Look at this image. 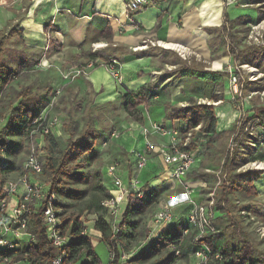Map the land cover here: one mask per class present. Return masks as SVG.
Masks as SVG:
<instances>
[{
	"label": "crops",
	"instance_id": "obj_1",
	"mask_svg": "<svg viewBox=\"0 0 264 264\" xmlns=\"http://www.w3.org/2000/svg\"><path fill=\"white\" fill-rule=\"evenodd\" d=\"M127 1L4 0V3L0 6V30L6 31L12 26H17V30L6 43L3 58L5 59L6 56L15 61V64L11 65L7 59L5 60L10 67H15L17 60L20 59L23 62L20 71L30 68V65H26L30 58L32 64L36 61L34 63L35 70L43 72V74L41 73L43 76H47V73L50 72V87L52 90L59 84L63 86L59 97L66 90L77 93L78 87H80L81 91L79 92H82L83 95H86V89L91 92L93 104L97 106L113 102L116 99L120 101V97L126 91L137 90L146 83L152 82L155 85L149 104L138 106V110L143 115V122L122 118L121 127L123 129L119 138L110 139L109 135L101 142L98 151L103 153V158H105L102 169V182L108 189L111 187V176L107 173V169L111 163L115 162L116 166L118 165L121 177L123 180H127L136 172V156L132 152L144 153L146 141L156 142L155 140L158 138L159 142L163 141L160 135L153 132V123H163L166 126L178 128L185 127V123L179 120L167 119L168 106H174L168 104L167 101L177 100L179 104L186 106L185 103L191 98L182 95L176 96L181 92L182 84L172 90L171 99L169 95L166 97L161 95L160 91L165 86L156 81L158 71L151 64L152 55L159 50L156 46L158 41L183 47V52L188 57L196 56L207 62L210 66L206 70L223 72V68L229 62L235 60V56L232 57V54L225 53L226 49H230V46L234 47V44L230 43L229 40H236L235 49L237 53H239V50L244 51L247 47L245 33L248 27L264 17V0H237L239 3L248 4L246 6L232 2L228 3L226 0H148L146 5L132 13L126 11ZM226 39L228 43L225 44ZM12 42L16 43V46H13ZM162 47L165 52L176 50ZM253 47L257 48H255L256 51L250 50L248 52H256L259 55L258 59H253V63L256 62V66L262 73V77L258 82L264 83V40ZM93 53L103 55L104 58L95 57L92 59ZM245 53L241 52L244 56ZM110 58H115L120 63L122 72L120 86L111 77L108 70L99 64H95L96 66L88 69V74L79 76L74 80L75 82H69L62 78L61 73L73 69L75 67L74 62L82 60L83 65L90 61L105 63ZM243 62L252 61L245 57ZM40 63H43L44 66ZM49 67L56 68V70L53 68L48 69ZM181 79L196 81L192 77H181ZM25 87H30L33 92L39 94V92L32 89L31 83L25 82L20 89ZM47 92L48 90L45 95L39 94L46 100V105L42 110L48 106L47 103L51 93L48 95ZM19 100L13 104V107L17 105ZM55 102L57 103V99ZM261 106H264V104ZM53 107L47 108L48 116ZM254 107L259 106L250 103L245 107L247 120L239 128L236 124L237 115L235 111L230 110L229 106L226 110L221 108L230 120L227 125L224 121L221 122L223 127H220L221 132L228 127L230 129L227 131L230 133L232 131L231 135L235 134L238 138H236L235 151L231 156H228L230 160L227 170L232 175L239 174L240 172H237V170L251 162L264 161V140L262 141L255 136L262 133L261 129L255 124L254 131L256 133L253 131L255 133L252 135L253 137H249L251 134L246 131L247 124H249L247 121L254 123L258 119L254 113L248 112L249 109ZM6 117L0 122V130L6 123ZM258 125L263 127L260 121ZM9 141L11 142V140ZM149 156L151 160L139 173L145 192L140 204L150 201V197L156 194L155 200L157 198L159 200L161 197L165 199V202L159 203V207L168 203L176 205L175 210L185 213L190 207L187 202L189 193L186 191V187L194 189L191 194L192 198L203 200L207 199V194L213 190L218 180L216 175V179L213 178L212 183H210L211 180L207 173L212 172V169L210 167L203 168L202 163L200 168L183 180L171 178L160 157L154 152H149ZM223 161L224 159L221 161V169ZM252 170H255L254 174L257 176L250 183L252 190H249V183L247 184L243 178L233 179V189L235 186L248 187V196L251 201H255L262 208L260 214L263 217L264 169L260 172L257 169ZM12 173L14 174V172H8L7 174L12 175ZM236 180L239 181L237 185H235ZM216 211H219L217 207ZM159 231L163 233L167 230ZM84 234L91 241L94 250L100 243L105 245L109 255L106 264H109V248L102 242L101 233L94 228V222H92L91 231L85 232L84 230ZM92 237L94 240H92ZM189 240L188 237L187 243H189ZM167 243L162 236H159L151 247L157 253L156 246L162 247ZM155 253L149 258H154ZM144 263L145 261H132L130 264Z\"/></svg>",
	"mask_w": 264,
	"mask_h": 264
},
{
	"label": "built area",
	"instance_id": "obj_2",
	"mask_svg": "<svg viewBox=\"0 0 264 264\" xmlns=\"http://www.w3.org/2000/svg\"><path fill=\"white\" fill-rule=\"evenodd\" d=\"M228 3H238L246 6V3H239L237 0H226ZM148 0H128L126 11L132 13L142 6L146 5ZM4 0H0V6ZM251 27L249 39L259 41L264 40V18L254 23ZM260 42V41H259ZM162 46V42L158 41ZM181 52L180 50H177ZM228 54L230 50L227 49ZM184 53V52H181ZM184 56V55H183ZM40 65L44 66L43 63ZM94 62L90 61L84 66L76 67L71 70L63 71L62 78L66 81H74L79 76H86L88 69L94 67ZM93 66V67H92ZM106 68L111 77L120 86L122 83V72L120 63L115 58H110L106 62ZM247 69V70H246ZM246 70V71H245ZM227 73L226 90L229 94V102L235 109L237 128L247 120V114L244 108V102L251 99L253 95L259 93L264 95V88L260 91L251 90L245 99L243 88L245 83H256L262 77V73L257 66H250L249 63L229 62L223 70ZM247 75V76H246ZM63 89L58 85L54 89V96L49 99L48 106L30 123L29 136L33 140L29 147L22 173L13 179H2L0 174V264H29L28 253L23 252L26 245L35 244V237L29 232V222L35 209L40 208V219L44 227L45 236L51 246L56 250V255L52 258L51 264H66L65 246L69 244L70 236L64 231V220L60 216V208L57 207L58 197L54 192L49 190L48 183L41 179L43 176L42 159L40 155L45 156L44 138L48 135L59 137L63 133V121L58 116H48L47 108L51 107ZM216 94L221 95L220 91ZM204 104L215 107V116L217 119L216 126L222 127L221 122L225 125L229 123L227 115L219 109L223 105V99H207ZM223 123V125H224ZM261 129L260 134L255 135L258 139L264 140V127H260L259 120L254 121L253 126L246 131L253 135L254 126ZM153 132L160 135L163 141L151 142L146 141L145 152H132L136 156L135 173L127 180H123L120 170L116 164H110L107 173L111 176V187L108 189L110 197L101 202L106 210L108 223L112 233H119V224L121 225L123 206L133 203L135 200L143 199L145 192L139 173L145 168L151 160L149 152H154L160 157L164 167L169 172L171 178L183 180L189 174L200 168L202 157L206 149L207 133L203 136L200 125L191 130H184L174 126H166L163 123H153ZM237 130V129H236ZM148 132V131H145ZM194 132V133H193ZM119 132H112L111 138H118ZM236 135H231L229 146L233 150L236 146ZM105 144V142H104ZM5 148H0V168L7 165L5 158ZM44 158V157H43ZM255 163H258L255 164ZM253 169L263 170L264 161L251 162ZM249 164V165H250ZM248 165V164H247ZM242 166L238 169L244 170ZM219 173V172H218ZM217 173V174H218ZM218 176V175H217ZM226 176V174H224ZM222 179L218 176L215 187L207 194V199L198 200L192 198L193 188L186 187L189 193V209L187 212L175 210L176 205L168 203L158 207L154 213L153 228L149 236H154L158 230L177 229L178 235L169 241L167 249L176 257L182 253V245L190 238V243L196 246L192 254L198 259V264H210L212 261H220L223 256L219 252L211 251L206 245L200 243V240L206 235L217 231L216 219V195L215 190L220 185ZM264 231V229H262ZM21 255L20 257H18ZM136 255V254H135ZM134 255V256H135ZM133 254H121V264H128ZM113 254L110 253V259ZM16 258H19L16 261Z\"/></svg>",
	"mask_w": 264,
	"mask_h": 264
},
{
	"label": "trees",
	"instance_id": "obj_3",
	"mask_svg": "<svg viewBox=\"0 0 264 264\" xmlns=\"http://www.w3.org/2000/svg\"><path fill=\"white\" fill-rule=\"evenodd\" d=\"M264 18V17H262ZM226 21V20H225ZM17 30V26H12L8 30H0V118L2 114L6 112V123L0 130V148H5L6 158L11 157L19 147L18 140L16 139L19 136H29L30 123L37 117L41 110L46 105V100L40 96L38 93L33 92L30 87L22 88L20 91L14 93L10 90H6L13 79V77L20 72L23 62L20 59L17 60V65L15 67H10L3 58L4 49L6 43H8L10 37ZM234 44L230 46V52L232 57L235 56V61L241 63L239 54L236 52V40H230ZM256 47H250L248 50L241 52H247L254 50ZM240 53V52H239ZM92 59L95 57H103L98 53L92 54ZM259 58V55L254 57L256 60ZM23 59V57H22ZM256 63V62H255ZM253 63V64H255ZM32 59L28 60L26 65H31ZM256 65V64H255ZM96 66V65H95ZM177 75L180 77H192L195 79H202L206 82L218 86L222 84L223 87L227 81V73L224 71H210L206 70L201 65H192L188 62H182V66L179 70L176 71ZM248 82L247 84H249ZM257 83H250V86ZM261 85V84H259ZM262 89L264 84L261 85ZM155 85L152 82L146 83L141 88L133 91H126L120 97V104L124 110L132 117L133 120L137 122H143V115L138 110L139 105L147 106L149 100L153 95ZM6 90L7 101L3 103L2 95ZM49 91V90H48ZM220 91V90H217ZM216 91V92H217ZM216 92L211 96V99L222 98L221 95L216 94ZM221 92V91H220ZM222 94V93H221ZM19 102L15 107L13 104L18 100ZM223 99V98H222ZM49 103V102H48ZM47 103V105H48ZM167 108V106H166ZM168 111L166 112L167 119H176L185 123L184 130H191L197 125H200V129L203 132L215 133L217 119L215 116V107L213 105H207L204 103L197 102V100L191 98L186 106H168ZM252 112L259 119L261 125L264 127V106L254 107L248 110ZM67 122L63 126V130L68 134V140L64 148H59L58 142L55 137L48 135L44 138V148L46 150V155L42 162L43 176L42 179L44 182L48 183L49 190L54 192L58 197L57 207L60 208V216L64 220V231L71 224V230L69 232L70 241L67 246H65V260L66 264L76 263L79 258L82 256L86 258V262L83 264H101L99 257L97 256L91 241L84 234V226L80 220L84 212L95 214L96 219L94 221V228L101 233L102 242H104L108 248L109 252L113 254V257L110 259L109 264H121V254L122 251L118 246V240L116 235L112 233L110 225L106 220V210L102 206L101 202L110 197L108 188L102 182V176L99 172L94 171L86 176V183L89 184L90 188L94 191L93 197L86 201V206H84L79 212L70 218H65V212L62 209V203L60 201L59 195L62 194L66 197L72 198L74 200L81 199L87 190H74L68 187L69 179H76L83 181L84 175L81 174L80 170L83 168L84 164L81 158L87 154H95V140L96 132L93 125V120L91 115L86 116V122L82 130L75 134L76 121L71 113H67ZM30 137V136H29ZM11 140V142L9 141ZM8 142H10L8 144ZM9 145V146H8ZM229 157L226 155L223 161L222 169L224 172L228 169L229 166ZM15 171L14 161L7 158V165L0 168L2 175L7 174L8 172ZM255 170H247L236 175H228L221 181L217 189V200L216 207L218 210L225 212L227 217H232L230 210L231 199L229 193L233 190V179L234 178H243L247 184L249 183V190H252L251 181L257 176L254 174ZM258 172L262 170H257ZM4 178V177H3ZM157 197L156 194L150 197V202L155 200ZM136 206L134 204L128 203L124 211L122 212L121 226L123 224H129V226L134 225L129 220V216L134 213ZM41 209H35L31 215L29 222V232L35 237V244L26 245L23 249V252L28 253L29 264H51L52 258L56 255V250L48 242L44 227L40 219ZM230 227L236 229L242 237L240 245L234 246L229 249L224 245L222 241L223 231L227 229V226L221 231L217 229L215 233L206 235L200 240V243L206 245L211 251L219 252L223 256V259L217 262L216 264H264V252L256 248L250 240L247 238L246 232L240 229L239 223L229 222ZM162 238L165 242L171 241L173 238L178 235L177 229L167 230L162 233ZM190 243V242H189ZM186 241L182 245V253H184L186 244H189ZM192 245L190 251L193 252L196 249V246ZM166 246V244L164 245ZM163 246V247H164ZM167 248V247H166ZM168 250V249H167ZM169 251V250H168ZM154 248L150 247L145 251L137 253L129 262L132 261H146L154 255ZM169 255L165 259L170 260L177 258L170 251ZM180 255V256H181ZM19 255L18 257H20ZM19 258H16V261ZM165 260H161L160 264H165Z\"/></svg>",
	"mask_w": 264,
	"mask_h": 264
},
{
	"label": "rangeland",
	"instance_id": "obj_4",
	"mask_svg": "<svg viewBox=\"0 0 264 264\" xmlns=\"http://www.w3.org/2000/svg\"><path fill=\"white\" fill-rule=\"evenodd\" d=\"M249 34H251V27H248L247 32L245 33V41H246L245 44L247 46L245 50H248V48H250L251 46L253 47L254 45H258L263 41L262 40L263 38L259 40L260 42L249 39L248 38ZM226 43H228L227 39L225 40V44ZM11 44L13 46L14 45L16 46V43L14 42H12ZM156 46L159 50L156 53L154 52V54L152 55L151 64L156 69V71H158V74L156 75V79H157L156 81H159L161 85L165 86L162 87L160 91L161 95H163L164 97L169 95L171 99L172 90L178 87L180 84H182V87L180 89L181 92L179 93V95L176 96L182 95L185 96L186 98L189 97L194 98L195 100H197V102L203 103V101L210 99L211 96L217 90H220L222 93L221 97L223 98V105H220L218 108L219 109L222 108L226 110L228 109L229 106L230 110L233 109V104L229 102V94L225 88V85L224 87L222 84H219L218 86H214L213 84L206 82L205 80L202 79H195L196 81L191 79L185 80V79H181V77L177 75L176 71L180 69V67L182 66V62L184 61L192 65L194 64L201 65L205 69L209 68L210 66L207 62L202 61V59L196 56L188 57L185 53L178 52L177 50H168L167 52H165V49L162 46L160 45H156ZM239 52L240 53L238 54L241 63L243 62V59H245V57H248L249 61L252 62H245V63H249L250 66H256L255 64H253V58L254 57L256 58L257 56L256 52L252 53L245 51L246 52L245 56L241 54L240 50ZM225 53L228 54L227 49ZM6 59L8 60L9 64L11 65L15 64V61L13 59L5 56L4 60ZM34 63H36V61ZM34 63L30 65V68L26 69L25 71H20L19 73H17L15 77H13L10 86L6 90H10L11 92L14 93L13 95L15 96V92L21 90L20 87L25 82H29L31 83L32 89L36 90L41 95H45V92L49 90L47 94L49 95L51 93L49 97L50 99L52 96H54L53 95L54 90H52L50 87V78H51L49 75L50 72L49 73L45 72L47 73V76H43L42 75L43 72L34 69ZM74 64H75L74 68L84 66L82 60L74 62ZM94 64L97 65L99 64L100 66H103L105 69H107L106 62L105 63L99 62ZM50 68L53 67H49L48 69ZM53 69L56 70V68ZM224 69L225 68H223V70ZM256 83L257 84H253L252 86H250V83L244 84L243 93L245 99L247 98L246 96L249 95L251 90L254 91L262 90L261 85L264 83L258 81ZM6 90L3 92V95L1 97L3 103L6 102L8 98L6 97L7 95ZM79 91H81L80 87H78L77 93H74L72 90L71 91L66 90L65 93L62 94L60 97H59L60 94L56 96L54 101H56L57 99V103L56 102H54L56 104L53 103L52 106L54 107L52 108L51 112H49L50 117L58 116L63 121L64 124L67 122V117H68L67 113L68 114L71 113L76 121L75 134H78L84 127L86 122V116L91 115L93 120L92 122L96 132V140H95L96 151H94L95 154H87L81 158L84 166L80 170V172L81 174L84 175L85 179L83 181L79 180L78 178L69 179L67 184L69 188L74 190H84V191L87 190V194L85 193V195L79 200H74L72 198L66 197L65 195L58 194L60 201L63 204L62 209L65 212L66 219L74 216L77 212H79L84 206H86V201L89 200L91 197H93L94 191L90 188L89 184L86 183V176H88L90 173L94 171L99 172L102 176V169L105 158H103L104 157L103 153H100L98 151V149L101 147V142L105 140V138L109 137V135L111 136L112 132H119V136H120V132L123 129L121 127L122 118L132 119V117L128 115V113L124 110V108L120 104L119 99H116L115 101L110 103L94 106L91 92L86 89V95H83L82 92ZM167 102L168 104L171 105L182 106V104H179L177 100L176 101L170 100ZM188 102L189 101H187L185 105H187ZM250 103L253 104L254 106L263 105L264 95L260 96L259 93H256L255 95H253L251 99L245 100L244 108L247 107V105ZM48 108L50 109L51 107ZM40 113L43 114L42 111ZM5 116H6V112L2 114V117L0 118V122L3 121L2 119H4ZM248 122L249 124H247V128L253 126L254 123L252 121H247V123ZM228 129L230 128L227 127L223 130V132H221L222 130H220V127L219 128L216 127L217 131H215V133L204 132L207 133L208 143L206 145V149L202 157V164H203V168L210 167L212 169V172L207 173V175L210 177L211 180L210 183H212L213 178L216 179V175H218L223 180V178L225 177L224 176L225 172L224 169H221V161L226 157V155L231 156V154L235 151L236 147H234L233 150H230L229 141L231 138L232 131L230 133L227 131ZM254 132L256 133V131ZM204 133L203 131H201L199 135L203 136ZM249 137H253V136L249 135ZM16 139L18 140L19 147L11 157L8 156L10 158L9 160L14 161L15 171H12L14 172V174L12 173V175L10 174L2 175L0 172V174L2 175L1 176L2 179L4 178L13 179L17 177L20 173H22L23 164L25 162L29 147L33 142V140L27 135L19 136ZM56 140L58 142L59 148L60 149L64 148L68 140V134L63 130L62 135L56 137ZM155 141L159 143V138ZM107 149H109V147H107ZM44 151H46L45 148ZM43 157L45 156L40 155L42 162L44 159ZM114 163L115 162L111 164ZM249 164L247 165V167H244V170L243 169L240 171L237 170V172L242 173L243 171L252 170L253 169L252 164L250 165ZM217 172L219 173L217 174ZM227 173L228 175L231 174L228 170ZM235 182H236L235 185H237L239 181L236 180ZM247 188L248 187L246 186L244 188L235 186V188L229 193V196L231 198L230 210L232 217L231 218L227 217V214H225V212L219 210L216 212L217 217L215 223L217 229L221 231L224 229V227L227 226V229L226 230L224 229L223 231L222 241L224 245H226L229 249L236 246V244L240 245V241H242L241 240L242 237L239 234H237L238 232L236 231V229L230 227L229 225V222H234V223L236 222L237 224L239 223L241 227L240 229L246 232L247 238L250 240V242L256 248L264 252V231L262 230L264 227V216L261 217L260 214L262 212V208H260L255 201L253 200L251 201L250 197L248 196ZM161 202H165V199L163 197H161V199L159 200L157 198V200H153L150 203L149 201H146L140 204L141 199L135 200L133 203H130L136 206L134 213L129 216V220L131 221V223H134V225L129 226V224L126 223L121 226L119 224V233L116 234V238L118 240V246L122 251V253L133 254L134 256L135 254L141 251H145L149 249L152 246V244L158 239L159 236H163L162 233H160L161 231L159 230L155 232L154 236H149L150 234L149 232L153 228L154 213L158 209L159 203ZM137 205L139 206L138 208ZM126 206L127 204L122 207L123 211L126 208ZM95 219H96L95 214H90L86 212L83 213L80 220L83 223L85 232L91 231L92 222H94ZM106 220L107 221L109 220L107 216H106ZM71 224L72 223H70V225L65 229L66 233L68 234L71 230ZM92 240H94L93 237ZM163 246L162 247L156 246L157 249L156 252L158 253V255L157 253H155L156 256L154 258L147 259V261H145L144 264H160L161 260L167 259L163 257H167L170 253L165 248V246L164 247ZM191 249H192V245L190 243L187 244L185 251L181 256L167 261L165 260L166 261L165 264H198V259L192 254V251H190ZM95 251L100 257L102 264L108 263L109 255L103 243L98 244L96 246ZM85 262H86V258L82 256L81 258H79V260L76 263H68V264H83ZM130 263L131 262H129L128 264ZM216 263L217 262L212 261L210 264H216ZM17 264H23V263H17Z\"/></svg>",
	"mask_w": 264,
	"mask_h": 264
},
{
	"label": "bare ground",
	"instance_id": "obj_5",
	"mask_svg": "<svg viewBox=\"0 0 264 264\" xmlns=\"http://www.w3.org/2000/svg\"><path fill=\"white\" fill-rule=\"evenodd\" d=\"M162 46H164L165 48H173L176 50H180L181 52H183V50H184L183 47H181L179 45H175V44L162 43Z\"/></svg>",
	"mask_w": 264,
	"mask_h": 264
}]
</instances>
